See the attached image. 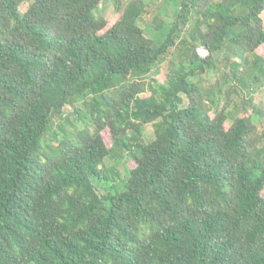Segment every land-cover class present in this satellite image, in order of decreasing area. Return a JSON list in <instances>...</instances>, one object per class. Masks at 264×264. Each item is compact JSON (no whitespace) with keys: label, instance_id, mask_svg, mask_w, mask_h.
I'll return each mask as SVG.
<instances>
[{"label":"trees","instance_id":"obj_1","mask_svg":"<svg viewBox=\"0 0 264 264\" xmlns=\"http://www.w3.org/2000/svg\"><path fill=\"white\" fill-rule=\"evenodd\" d=\"M102 1L0 0V264H264L257 109L241 96L231 118L217 87L192 79L227 45L245 62L238 81L250 67L264 81V0H179L155 37L146 0L117 6L115 21L95 14ZM168 59L178 65L160 83ZM80 100L82 128L67 118L74 129L53 131L52 114ZM105 130L135 148L111 190Z\"/></svg>","mask_w":264,"mask_h":264},{"label":"rangeland","instance_id":"obj_2","mask_svg":"<svg viewBox=\"0 0 264 264\" xmlns=\"http://www.w3.org/2000/svg\"><path fill=\"white\" fill-rule=\"evenodd\" d=\"M131 0H103L95 9V14L97 16H101L106 20L115 21L118 17L117 6H124ZM148 2V10L149 14L146 18V24L142 23L141 26L145 27L146 34L152 37H155L156 32H150V29L153 25V20L155 17L159 19L165 20L169 22L174 17V11L176 9L177 3L179 0H146ZM26 5H22L21 9H25ZM262 17H264V11L262 12ZM148 26V27H147ZM163 33L161 32L157 36V40H161ZM215 66L210 68L206 73L199 75L195 78H192L198 81L202 86L206 88H211L212 85H215L216 93L214 95V99L217 102V109H221L222 107L226 108V111L229 112V116L233 118L237 109L236 105L241 101V96L246 98L247 100L252 101V104L247 108L248 110H252V106L254 109H257V115L252 117L254 124H256V128L254 132L251 134L249 138V148L252 149L255 146L260 145V142L264 140V81L261 84H257L253 78V70L254 67H250L249 71L244 74L243 81H238L231 72L234 64L241 66L245 62L242 59L240 53H233V50L230 51L227 45L215 53ZM249 58H253V55L249 54ZM172 58V57H170ZM168 60H165L159 64L160 68L155 74L157 80L161 83L167 79L168 73ZM174 63H170V67H174V65H178L177 59H173ZM241 71L238 73L241 76ZM218 90H221L219 93ZM184 97V96H183ZM88 99L91 96L87 97ZM184 103L187 104L188 100L184 97ZM241 102L239 103V105ZM84 109L83 102L81 100L74 105H70L68 108L64 110V118L60 119L57 114H52V129L53 131H59L63 129H74L71 125L64 126V121L67 118H71L74 123L75 128L80 129L83 126V123L79 118L74 114V108ZM229 118L227 121L228 124L232 121ZM90 129L92 132L95 131L93 125H90ZM155 127L152 124L142 125L139 133L142 135V139L145 142H150L155 137L154 133ZM135 134L132 130H129L127 136H132ZM106 144L111 147L110 154L107 155L103 160V169L108 174V180L105 181V189L111 190V185L115 187H119L123 181L129 174V170L135 166L133 161V149L132 146L124 147L122 144L128 143L126 138H123V142L120 145H112V137L108 130L103 132ZM52 138L50 133H47L45 137L42 139L43 144L49 141V138ZM133 143V142H132ZM102 188L103 184H99Z\"/></svg>","mask_w":264,"mask_h":264}]
</instances>
